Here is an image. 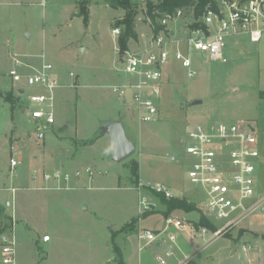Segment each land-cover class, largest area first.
Masks as SVG:
<instances>
[{
	"label": "rangeland",
	"instance_id": "obj_1",
	"mask_svg": "<svg viewBox=\"0 0 264 264\" xmlns=\"http://www.w3.org/2000/svg\"><path fill=\"white\" fill-rule=\"evenodd\" d=\"M81 1L0 0V233L14 229L16 264H102L114 254L115 245L132 264H158L151 246L138 248L141 242L137 234L142 229L159 231L165 207L153 197L150 209L143 211L140 201L149 192L142 189L139 194L138 183L164 185L174 197L193 202L194 210H180L173 216L197 230L205 201L203 192L187 180L188 158L180 140L188 129L215 122L250 123L264 157V101L258 98V92L264 90V44L252 43L245 36L227 39L226 63L192 51L193 77L187 76L179 62L170 60L162 67L160 117L140 123L129 101L123 105L110 88L130 80L121 71L118 38L111 34L113 28L125 34L120 24L124 12L108 7L103 0H86L89 12L85 25L79 15ZM130 1L137 14L127 49H133L148 35L150 25L144 0ZM184 13L177 22L179 33L189 25L192 8L184 9ZM236 41L241 46H235ZM13 55L34 67L35 63L51 64L59 83L78 85L69 90L72 100L64 113L61 111L63 125L60 129L54 125V131H47L43 140L35 139L28 111L19 108L30 109L29 96L37 89L27 87L19 102L12 100L17 98L8 77ZM8 98L11 108L3 103ZM194 101L200 104L193 105ZM127 117L133 128L131 132L124 122L127 137L136 150L129 159L115 163L110 160L108 137H101L99 128L108 119ZM91 138L97 141L88 147L84 142ZM171 157L176 161H170ZM10 158L19 161L13 171ZM135 162L139 166L138 181L131 175ZM75 168L81 172L78 179L71 180L75 189H37L40 184L52 183H46L43 174L57 169L74 172ZM255 180L257 187L264 188V159L256 164ZM11 186L18 191L14 207L6 208L11 193L5 189ZM133 218L137 221L132 227L119 231ZM117 231L124 235L113 239ZM170 231L176 232L178 243H184L185 250L179 256L182 264H264L262 213L219 237L208 240L206 235L207 241ZM127 233L136 236L126 242ZM44 236L49 241H43ZM162 237L164 242L166 236Z\"/></svg>",
	"mask_w": 264,
	"mask_h": 264
},
{
	"label": "built area",
	"instance_id": "obj_2",
	"mask_svg": "<svg viewBox=\"0 0 264 264\" xmlns=\"http://www.w3.org/2000/svg\"><path fill=\"white\" fill-rule=\"evenodd\" d=\"M184 14L183 9L162 14L158 20L161 29L157 33H154V26L149 21L150 35L142 47L126 49L122 53L116 48L121 71L130 80L110 88L122 100H129L140 123H151L160 117L162 67L170 60L179 62L187 76L193 77L196 73L190 58L192 51L205 53L210 60L226 63L227 39L247 36L250 42L257 43L264 36V0H217L215 9L206 7L200 16L192 15L184 32L178 33L173 26L183 19ZM196 22L200 26L192 28L191 25ZM111 34L117 39L119 28H113ZM13 59L9 77L17 97L21 95H18L19 89L23 90L22 94L27 87L37 89L29 96L32 104L30 109L25 106L22 109L23 112L28 111L33 122L35 139L43 140L46 132L55 124V93L60 84L52 74L51 64L42 63L33 67L21 62L16 55H13ZM69 75L72 76L71 73ZM180 146L188 158L187 180L203 192L205 206L200 210L214 229L199 226L196 230L183 219L169 215L165 217L160 231L140 230L137 234L141 242L139 249L157 244L163 235L166 236L169 243L166 250L154 257L158 264H167L166 260L174 255L177 236L170 229L185 232L193 239L203 238L207 241L206 235H209L208 240L219 237L231 228L242 226L250 216L264 214V195L258 194L255 180L260 152L252 124L244 121L195 124L188 129L186 137L180 140ZM170 161H176L175 157H171ZM18 164V160L10 158L11 171ZM85 172L92 176L90 169ZM80 175L79 170L67 172L57 169L51 174H43V180L52 183L37 189L73 190L76 187H73L71 180L78 179ZM142 189L149 192L140 201L144 205L143 211L150 209L156 194L167 199L174 197L170 189L161 184L152 186L139 182L136 190L140 194ZM5 190L11 193V201H7L5 207L13 208L18 190L13 186ZM13 230L0 233V264H16ZM48 239V236L42 238L43 241ZM176 264L182 263L178 261Z\"/></svg>",
	"mask_w": 264,
	"mask_h": 264
},
{
	"label": "trees",
	"instance_id": "obj_3",
	"mask_svg": "<svg viewBox=\"0 0 264 264\" xmlns=\"http://www.w3.org/2000/svg\"><path fill=\"white\" fill-rule=\"evenodd\" d=\"M108 7L114 10H122L124 12V16L121 19L120 24L125 27L124 35H119L117 39L118 48L120 53L127 49V43L130 38L134 36L133 32V19L137 14L135 5L130 0H103ZM86 0H82L81 3L78 5L79 8V15L82 16L83 22L86 25L88 21V12L89 9L86 4ZM146 13L150 22L154 26V33H157L161 28L158 24V20L160 19L161 15L164 13H173L179 9H186L192 8L193 16L198 17L204 11L206 7L215 9L216 3L212 0H144ZM200 23L196 22L195 24L191 25L192 28L199 27ZM258 98L264 101V90L258 92ZM14 102H16V98H12ZM12 100L8 98L6 101L11 103ZM17 103V102H16ZM95 139H91L89 141L84 142L85 145H91ZM138 170L139 166L135 162L132 164L131 167V175L135 181H138ZM155 198L158 199L159 203L165 207L164 217H168L169 214L174 210H181L184 212H190L194 210V205L191 202H188L186 199L180 198H165L163 195L156 194ZM137 221L136 218H133L131 222L125 224L120 231H123L126 227H132L135 222ZM196 227L204 226L208 229L213 230L214 227L203 217L200 219L199 223L195 225ZM114 236V235H113ZM112 236V237H113ZM114 253H115V264H124L122 260V255L118 247L114 246Z\"/></svg>",
	"mask_w": 264,
	"mask_h": 264
},
{
	"label": "crops",
	"instance_id": "obj_4",
	"mask_svg": "<svg viewBox=\"0 0 264 264\" xmlns=\"http://www.w3.org/2000/svg\"><path fill=\"white\" fill-rule=\"evenodd\" d=\"M179 22V21H178ZM171 26H173V24L171 25ZM173 28L177 31V23L173 26ZM184 32V31H183ZM179 33V32H178ZM149 35H150V27H149V33H148V35H145V36H143L142 37V39L140 40V41H138V44L136 43L135 44V46H133V49H136V48H138V47H142L144 44H145V42H146V40H147V38L149 37ZM245 37H247V36H245ZM237 39V38H240V36H238V37H234V39ZM258 44H260V45H262L263 46V44H264V36L262 37V39L259 41V42H257ZM134 45V44H133ZM234 45L235 46H241V42L240 41H236L235 43H234ZM132 48V47H131ZM24 63V62H23ZM33 65H37V66H39V65H41V64H33ZM34 67V66H33ZM23 70V69H22ZM27 71H29V70H27ZM69 75V74H68ZM70 76V75H69ZM8 77H9V74H8ZM70 77H72V76H70ZM10 78V77H9ZM130 79V78H129ZM129 81V80H128ZM127 81V82H128ZM10 83H11V85H12V81H11V78H10ZM59 83V82H58ZM60 84V87L56 90V93H55V113H56V117H55V124L54 125H56L57 127L55 128V129H60L61 128V126L63 125V122L62 121H64L63 120V116H62V114L64 113V111L67 109V105H68V103L70 102V100H72L71 98H72V96H71V93H70V91L69 90H71L72 88H77V86L78 85H76V84H73L74 86H70V85H65V84H62V83H59ZM13 87V86H12ZM118 96V95H117ZM76 97V96H75ZM119 100L121 101V103L123 104V105H127V101H129V100H127V101H124V100H122L120 97H119ZM4 104H7L8 106H10V104L7 102V101H5V102H3ZM65 103V106H63V104ZM60 106V107H59ZM128 106H131V107H133V105H131V103L129 102V105ZM10 108H11V106H10ZM19 108H20V110L21 111H23V109H22V106H19ZM61 108V109H60ZM128 108V107H127ZM129 110L131 109L132 110V108H128ZM61 111L63 112L62 114H61ZM60 113V114H59ZM59 114V115H58ZM133 115H134V118L136 119V116H135V112H134V108H133ZM62 116V117H61ZM113 120H120L121 122H122V124H123V126H124V128H125V131H126V135H127V129H126V127H125V125H124V122L126 123L127 122V126H128V129L129 130H131V132H132V125H131V120H130V118L129 117H127L126 119H116V118H112V119H108L106 122H109V121H113ZM52 126V128H51V130L50 131H54L53 130V127H55V126ZM106 134H104L103 136H101V137H104ZM100 137V138H101ZM91 139H93V138H91ZM91 139H86V140H91ZM99 139V138H98ZM81 140V139H80ZM82 140H84V139H82ZM85 140V141H86ZM97 141V140H96ZM96 141L95 142H93L91 145H88V147H91V146H93L95 143H96ZM108 144H109V140H108ZM110 147V146H109ZM258 148H259V150H260V147H259V142H258ZM111 150V149H110ZM260 152V156H259V159H258V161H261V160H263L264 159V157L262 156V152L261 151H259ZM110 156H111V151H110ZM67 169H69V170H73V168H70V167H66ZM76 170H78V168H75V171ZM65 171H66V169H65ZM67 172H69V171H67ZM42 185L40 184V187H41ZM9 188V187H8ZM45 191H47V190H45ZM257 192H258V194H260V195H264V188L262 187V186H258L257 187ZM156 200H158V199H156ZM159 202V201H158ZM189 202H191V201H189ZM193 203V202H192ZM176 212H180L181 213V211L179 210V211H172L171 212V214H170V216H173V214L174 213H176ZM176 217V216H175ZM164 219H165V217H164ZM137 224V223H136ZM164 225V224H163ZM137 226H138V224H137ZM122 228V227H121ZM120 228V229H121ZM162 228H163V226H162ZM161 228V229H162ZM135 229V228H134ZM160 229V230H161ZM159 230V231H160ZM120 231V230H119ZM119 231H117V232H115L114 234H112V235H114L115 237L117 236V235H122L123 233H121V232H119ZM155 232V231H154ZM156 232H158V231H156ZM175 233V232H174ZM180 233H183V235H185V236H187V237H190V236H188L185 232H180ZM124 235V234H123ZM114 236L112 237L113 239H114ZM134 236H136L134 233H127L126 234V242H129V240L133 237L134 238ZM197 239V238H196ZM122 240H123V243H126L125 242V240H124V238H123V236H122ZM192 240H195V239H193L192 238ZM47 241H49V239L48 240H46V242ZM165 242H167V238H166V240L164 239V242H159V243H157V244H152V245H150L151 246V248L150 249H152V251L154 252V255H153V260H154V257H155V255H162L163 253H164V251L166 250V247H164V243ZM169 243L167 242V245H168ZM184 243H178V240H177V246L175 247V251H174V255L172 256V257H170V258H168L167 260H166V263L167 264H176L178 261H180L179 259V256H181L182 254H183V250H185V246L183 245ZM166 244H165V246H167ZM116 247H118L117 245H115ZM139 248V247H138ZM118 249L120 250V248L118 247ZM161 250H163V252L161 251ZM159 251H161L162 252V254H159ZM113 252H114V249H113ZM120 252H121V255H122V260H123V263L124 264H132V262L133 261H131V259L129 258H126V257H124L123 256V254H122V251L120 250ZM155 261V260H154ZM116 263V261H115V253L111 256V257H109V259H106L105 260V262H103L102 264H115Z\"/></svg>",
	"mask_w": 264,
	"mask_h": 264
},
{
	"label": "water",
	"instance_id": "obj_5",
	"mask_svg": "<svg viewBox=\"0 0 264 264\" xmlns=\"http://www.w3.org/2000/svg\"><path fill=\"white\" fill-rule=\"evenodd\" d=\"M22 89L18 90V95L22 94ZM19 96L16 102H19ZM200 104V101H194L193 105ZM100 134H106L111 149L110 160L115 163H121L129 159L136 150L135 144L127 137L125 128L120 120H113L103 123L99 128Z\"/></svg>",
	"mask_w": 264,
	"mask_h": 264
}]
</instances>
